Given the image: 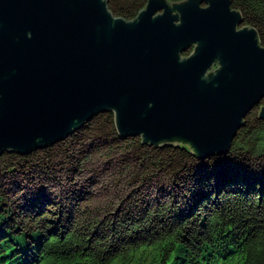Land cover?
<instances>
[{
  "label": "water",
  "instance_id": "obj_1",
  "mask_svg": "<svg viewBox=\"0 0 264 264\" xmlns=\"http://www.w3.org/2000/svg\"><path fill=\"white\" fill-rule=\"evenodd\" d=\"M242 25L231 0H147L132 21L105 0H0V157L106 112L122 140L226 154L264 102V48Z\"/></svg>",
  "mask_w": 264,
  "mask_h": 264
},
{
  "label": "trees",
  "instance_id": "obj_2",
  "mask_svg": "<svg viewBox=\"0 0 264 264\" xmlns=\"http://www.w3.org/2000/svg\"><path fill=\"white\" fill-rule=\"evenodd\" d=\"M105 1L112 16L125 21L147 3ZM231 8L241 14L244 27L255 29L264 48V0H231ZM257 114L245 118L226 154L203 161L186 144L155 147L140 137L120 139L111 112L51 147L26 156L3 154L0 264H264V122ZM65 152L68 160L77 157L74 176L96 163L112 166L119 179L109 190L118 191L115 200L124 206L114 209L111 197L102 195L107 201L99 204L86 192L59 208L53 200L18 205L11 199L3 177L26 162L54 171ZM131 187L162 194L156 198L146 190L150 199L138 193L126 202L122 198Z\"/></svg>",
  "mask_w": 264,
  "mask_h": 264
},
{
  "label": "rangeland",
  "instance_id": "obj_3",
  "mask_svg": "<svg viewBox=\"0 0 264 264\" xmlns=\"http://www.w3.org/2000/svg\"><path fill=\"white\" fill-rule=\"evenodd\" d=\"M242 27L244 26L242 25ZM262 103L260 104V106L263 105ZM260 106L257 108H254L253 111L249 115H254V114L256 115L260 109ZM69 153L70 152H68V154ZM64 154H65L64 157L62 158L60 157V159H57L55 161L54 171L46 170L48 171V173L53 172L52 174H46L45 173L46 171L45 169L42 168V165H41V168L39 169L35 163L33 165H30L31 163L26 162L22 165V168H19V172H15L12 175H7L3 177L2 178L3 180H5L6 182H9V186H10L9 192L11 193L10 194L11 199L15 200V203H17L18 205H22L27 201L40 202L41 200H46V199L53 200V202L56 204V207L59 208V207H62V205L74 203L71 199L72 197L73 198H76V197L83 198V197H86L87 194H89L95 198L94 202H97L99 204L101 203V200L103 199L102 197H100V195H102L103 197H106V196L111 197L109 198V200L113 202L114 209H117L119 206H124V204L122 203L118 204V202L115 200L117 199L115 197L119 195L118 191L115 190L114 192L113 190H109V185H110L109 183L112 181L116 182L117 178L119 179V177H117V174L114 173L115 169L112 166H106L104 162H101L100 165L96 163L94 166H90L89 167L90 170H88L87 172H83L82 174L75 173V176H74L73 173H71L70 171L74 168V162L77 157L75 158L72 157V158H69L68 160L67 152H65ZM12 161L15 162V160H12ZM7 162L5 163L8 165ZM3 164H4L3 162H0V166H2ZM107 167L110 170L106 169ZM7 169L8 168H6V170ZM100 172L101 173L105 172V173L104 175H101V177H97ZM57 180L59 182V185H57L58 184ZM156 182H159V181H156ZM96 183L99 185H95ZM154 183L155 182H153L152 184ZM91 184H94L93 185L94 187H91L92 186ZM105 184L107 186V189L105 187ZM102 185L104 186L102 187ZM138 188L139 187L129 188V190L126 191L127 193L123 195L122 199L127 198L126 202H129L130 200L133 199V197L136 194L141 193L139 196H141V198L143 199L148 200L150 198H147L145 196L146 190H147V194L149 195L155 194L156 198H158V196L162 194V190H159V189L157 190L154 187H153L154 189H146L143 187L142 190ZM84 192H86L87 194H85ZM120 197L121 195L119 196V198ZM177 199L178 198H176L175 200ZM104 201H107V200H104Z\"/></svg>",
  "mask_w": 264,
  "mask_h": 264
},
{
  "label": "flooded vegetation",
  "instance_id": "obj_4",
  "mask_svg": "<svg viewBox=\"0 0 264 264\" xmlns=\"http://www.w3.org/2000/svg\"><path fill=\"white\" fill-rule=\"evenodd\" d=\"M203 7H206L205 5H202ZM240 28H242V26L241 27H239V29ZM194 50V46H192L186 53H188V55L192 52Z\"/></svg>",
  "mask_w": 264,
  "mask_h": 264
},
{
  "label": "bare ground",
  "instance_id": "obj_5",
  "mask_svg": "<svg viewBox=\"0 0 264 264\" xmlns=\"http://www.w3.org/2000/svg\"><path fill=\"white\" fill-rule=\"evenodd\" d=\"M7 153H13V152H5V153H3V154H7ZM13 154H16V153H13ZM18 155V154H17ZM57 182H58V180H57ZM92 183V182H91ZM57 185H59V182H58V184ZM88 192V191H87Z\"/></svg>",
  "mask_w": 264,
  "mask_h": 264
}]
</instances>
